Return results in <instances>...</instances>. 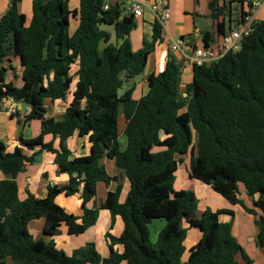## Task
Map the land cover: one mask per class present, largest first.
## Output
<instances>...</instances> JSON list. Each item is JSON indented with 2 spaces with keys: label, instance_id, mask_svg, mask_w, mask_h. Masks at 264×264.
<instances>
[{
  "label": "trees",
  "instance_id": "trees-1",
  "mask_svg": "<svg viewBox=\"0 0 264 264\" xmlns=\"http://www.w3.org/2000/svg\"><path fill=\"white\" fill-rule=\"evenodd\" d=\"M21 2L10 0L0 16V66L14 57L23 68L21 87L6 83L7 69L0 68V114L4 100L24 104L30 108L26 123L40 121L42 131L32 139L20 137L22 147L13 153L0 143V171L6 177L0 181V264H239L238 256L253 264L232 234V224L220 221L223 214L235 213L207 209L198 217L196 194L175 191L174 184L184 156L190 155L189 177L253 215L259 228L257 244L264 249V21L256 20L240 52L210 66H194L193 81L185 87L183 63L170 55L165 70L150 74L147 93L135 100L137 83L132 81L144 74L156 45L163 41L159 22L153 24L152 38L144 39L142 49L134 52L130 35L137 27L136 17L118 0H80L78 10L70 8L71 0H33L29 25L19 12ZM209 8L215 21L231 13L228 6H218V0H210ZM77 18L79 26L71 34V20ZM229 24L217 22L218 34L229 31ZM104 26L115 28L117 45L110 43L112 36ZM201 38L204 47L215 42L209 31ZM126 83L130 90L121 96ZM71 93L73 100L61 119L48 118L45 101H66ZM121 115L126 121L122 132ZM75 134L89 137L88 156L72 158L67 142ZM48 135L60 140V150L45 142ZM23 148L39 150L28 157ZM43 152L56 156L59 173L70 175V182L48 185L42 199L27 192L21 201L18 176ZM105 158L115 163L120 176L109 174L102 164ZM123 178L130 190L120 203ZM100 183L117 186L99 207L88 209ZM238 185L248 197L258 196L253 206L263 216L239 199ZM79 193L81 217L56 203L61 194ZM100 210L110 212L112 223L118 216L124 223L119 238L106 235L107 259L93 243L68 256L53 240H35L29 231L32 222L43 219L48 238L59 235L62 225L70 235H83L96 225ZM156 220H163L164 227L152 242L149 225ZM185 223L202 234L187 261ZM116 246H122L123 253L115 251Z\"/></svg>",
  "mask_w": 264,
  "mask_h": 264
},
{
  "label": "crops",
  "instance_id": "crops-1",
  "mask_svg": "<svg viewBox=\"0 0 264 264\" xmlns=\"http://www.w3.org/2000/svg\"><path fill=\"white\" fill-rule=\"evenodd\" d=\"M118 1L120 3H124L127 10L130 11L131 4L134 2H142L149 6L157 2L158 0H118ZM163 1H165L168 4L171 10V19L168 25L166 26V28H164L162 43L156 45L154 53L150 56L148 60L146 70L143 74L144 78L142 79V82L137 83L136 85V90L133 94V98L135 100H138L147 93L148 76L150 74L158 75L159 73L165 70L170 55L173 54L178 61H181V56L179 54L173 53L171 50L174 40H178L184 37L190 43H193L196 46L200 47L203 45L201 38L202 33L206 31L213 33L215 36V40H219L221 35L218 34L217 22L224 21L228 24L230 23L229 25H232V27H235L238 18L235 19L233 10L237 9L238 11L241 12L242 5L245 4H241L239 2L241 1L246 2V0H218V6L228 5L230 7L231 13H228L226 17H221L219 21H215L210 17L211 14L209 8L210 0H163ZM9 2L10 0L8 1L5 0L4 2L1 3L0 16L7 12ZM79 6H80V0H71L70 8L72 10H78ZM32 8H33V0H22V2L19 4L18 7L19 12L26 16L27 25L30 24L33 17ZM260 12L256 13V20ZM231 16H232V22L230 20ZM202 18L208 20L204 22L205 24L207 22L210 23V25L208 26H203L204 27L203 31L197 28L199 20H202ZM211 19L213 20V22H211ZM136 22H137V27L131 33L130 40L133 47L135 40L137 46L136 50H140L143 47L144 39L150 40L152 38L153 24L155 22V19L152 13L147 8H145L144 15L142 17H136ZM78 26H79L78 18L72 19L70 26V33L73 34L75 30L78 28ZM232 27L230 26V28ZM169 42H171V44H169ZM0 68L7 69V74L5 77L6 83H13L16 87H21L23 85V81L21 78L23 68L21 66V62L19 58L11 57L4 60ZM12 77H14L15 79H12ZM182 81H183V87H185L187 84L193 81L192 67H186L183 69ZM75 88H76V82H74V84L72 85V92L75 90ZM72 100H73L72 93L68 96L66 101L51 102L50 99H47L45 101V105L47 107V117L60 120L62 115L67 110V108L70 106ZM2 108H3V112L0 114V143L5 144L8 153H13L17 147H22L19 142L20 137H23L24 139L28 140L40 135L42 131V124L40 121L35 120L29 123H26L25 121L26 117L30 113L29 107L25 106L24 104L14 103V101L9 99L3 101ZM121 117H123L122 119L125 120L124 116L121 115L119 119V124L120 121L122 120ZM124 122L125 123L122 126V131L126 124V121ZM195 138L197 139L196 135ZM45 142L46 143L53 142L54 148L56 150H60L59 139H54L53 136L48 135L45 137ZM67 146L72 152V158L85 157L90 154L91 143L89 141V137L82 138L78 134H75L72 138L68 140ZM38 150L39 149L32 151L27 148H23L24 154L27 155L28 157L33 156L34 153ZM55 158L56 156L49 152L37 153V155H35L34 158V163L28 165L26 167V170L18 176L17 179L18 196L21 201L27 198V192H30L35 197L42 199L45 198L47 195L48 185L64 186L69 184L71 178L70 175L59 173V168L55 164ZM102 164L106 167V170L109 172L111 176L121 175L120 171L116 168V165L113 161H110L105 158L102 161ZM189 171H190V166H189V170L187 171V174L182 173L181 175L180 178L181 189H185L187 186L192 185V189L194 190V192L197 193V195L200 194L203 197L206 196L210 200H212V198L217 200V197L219 196L221 199L226 201L220 195L217 194L218 195L217 196L216 194H214L212 190H210L212 189L210 186H207L206 184L198 180H192L189 177ZM4 179H6V177L0 171V181ZM121 182L123 183V190L120 197V203H124L127 199L130 190V183L125 178H123ZM116 186H117L116 183H112L109 187L106 186L104 183H100L98 185L97 198L94 203L92 202L88 204L87 206L88 209H93L95 206L99 207L104 202L107 193L109 191H113L116 188ZM80 189H82V186L80 187ZM243 191L245 193L244 188ZM239 199L245 204V206L248 209L253 210V212L257 214V216H263L261 211L253 206V202L258 200V196L248 197L246 193L245 195H242L240 193ZM56 203L61 208H63L65 212H67L68 214L81 217L84 213L82 207V201L80 199V193L70 197L66 196L65 194H61L56 198ZM227 205H226V209L224 210L233 211L235 215L231 216L228 214H224L220 217V221L223 223H231L232 234L238 240L240 245L242 246L243 242L245 241L247 242V245L250 249L252 250L257 249L258 252H256V257L258 258V260H260V262L264 264V249L260 248L257 244V236L259 234V228L255 223V217L251 214H248L240 205H232L229 202L227 203ZM207 209L210 210L212 209L210 202L208 200L206 202L202 201L200 208H198V212L199 214H202ZM241 213L243 214L240 217ZM243 215H245L248 219L245 225L244 223H241L240 220L238 222V219H242ZM184 227L188 228L189 225L185 223ZM44 228H45V221L41 219L32 222L29 226V231L35 240H44L47 242L53 240V242L56 245V248L58 250H62L68 256H71L76 250L83 248L84 246H86V244L93 243L96 247V250L102 257V259H107L110 257V248L108 241L106 239V235L110 233L115 238H119L124 231V223L120 216L116 217L114 223H112V217L110 212L107 210H100L96 225L90 228L83 235H79V236L70 235L67 226L62 225L60 228L59 235L53 238H48L44 235ZM191 232L195 234V238H193L192 240L186 238L184 242L186 251L183 256V261L188 260L191 249L202 238V234L199 231V229H192ZM123 250L124 249L122 246L115 247V251H117L119 254L123 253ZM237 261L239 262V264H244V263L246 264V262L243 260L241 256L237 257ZM8 264H12V262L8 261ZM118 264H128V263L124 261Z\"/></svg>",
  "mask_w": 264,
  "mask_h": 264
},
{
  "label": "built area",
  "instance_id": "built-area-1",
  "mask_svg": "<svg viewBox=\"0 0 264 264\" xmlns=\"http://www.w3.org/2000/svg\"><path fill=\"white\" fill-rule=\"evenodd\" d=\"M145 8L152 13L155 21L159 22L163 28H166L171 19V10L165 1L158 0L149 6L142 2H134L131 4L130 12L135 17H142ZM108 9L109 5L106 4L104 10ZM243 9L245 14H240L236 26L230 28L227 33L221 35L220 39L215 40L214 44L209 47H204L203 45L200 47L195 45L193 47L192 43L182 38L174 40L171 50L181 56L183 67L210 66L219 62L229 53L240 52L242 41L249 37L254 30L256 13L264 10V0L252 1L251 5L248 3V8L246 4L243 5Z\"/></svg>",
  "mask_w": 264,
  "mask_h": 264
},
{
  "label": "rangeland",
  "instance_id": "rangeland-1",
  "mask_svg": "<svg viewBox=\"0 0 264 264\" xmlns=\"http://www.w3.org/2000/svg\"><path fill=\"white\" fill-rule=\"evenodd\" d=\"M5 0H0V5H1V3L2 2H4ZM6 1H8V0H6ZM252 1H254V0H252ZM245 4H246V6H247V8H248V1L246 0V2H245ZM228 6V5H227ZM229 7V6H228ZM230 8V7H229ZM241 10V9H240ZM233 14L235 15V19L236 18H238L239 16H240V14H241V12L240 11H238L237 9H234L233 10ZM257 20H260V21H264V10L263 11H261L260 12V14H259V16H258V18H257ZM138 21V20H137ZM205 21H208L207 19H203L202 18V20H199V23H198V26H197V28L198 29H200V30H202L203 31V29H204V27L203 26H208V25H210V23L209 22H207L206 24L204 23ZM211 22H213V20L211 19ZM74 24V23H73ZM212 24V23H211ZM102 29L104 30V31H106V32H108V33H110L111 34V36H112V38H111V41H110V43L111 44H113V45H117V39H116V32H115V28L113 27V26H111V27H108V26H104V27H102ZM194 32V31H193ZM169 44H171V42H169ZM103 47H104V44L102 43L101 45H100V49H103ZM132 48H133V51L134 52H138L139 50H136L137 49V46H136V42H135V40H134V47H133V45H132ZM173 55V54H172ZM174 56V55H173ZM11 76H13V75H11ZM10 76V77H11ZM144 77H143V75H141L140 77H138L136 80H134V81H132V83H141L142 82V79H143ZM12 79H15L14 77H12ZM14 82H15V80H14ZM132 86V85H131ZM128 90H130V84H128V83H126V85H124V87L120 90V95L121 96H123V94H125ZM123 117H121V119H122ZM125 120H121L120 121V125H119V129H120V131H122V126H123V124L125 123L124 122ZM120 142L122 143V144H125V139H121L120 140ZM190 159H191V157H190V155H187V156H184V158H183V162H182V164L179 166V172H178V174H177V176H176V180H175V184H174V190L175 191H180V190H191V191H193L194 192V190L192 189V185H189V186H187L185 189H181L180 188V186H181V183H180V181H181V175H182V173L183 174H187V171L189 170V166H190ZM238 188H239V193H241L242 195H245V193H244V191H243V188H242V185H238ZM210 190H212V189H210ZM212 192L214 193V194H218V193H216L215 191H213L212 190ZM195 194H196V197H197V199H198V208H200V206H201V203H202V201H204V202H206L207 200L210 202V205H211V211H213V212H216V211H219V210H224V209H226V205H227V201H224L223 199H221L218 195V197H217V200L216 199H214V198H212V200H210L208 197H203V196H201L200 194H198L197 195V193L196 192H194ZM99 197V196H98ZM218 198H219V200H218ZM202 201H201V200ZM221 200V201H220ZM220 202V203H219ZM223 202V203H222ZM227 202V203H226ZM226 204V205H225ZM228 206V205H227ZM242 214L243 213H241L240 214V217L242 216ZM197 215H198V217H200L202 214H199V212H197ZM224 215V214H223ZM245 215H243V217H242V219H238V222H239V220L241 221V223H244V225L246 224V222L248 221V219H247V217L245 216ZM163 227H164V221L163 220H156V221H154L152 224H150L149 225V228H150V233H151V235H150V238H151V241L152 242H156L157 241V238H158V234L160 233V231L163 229ZM188 229V231H187V239H189V240H192L193 238H195V234L194 233H192L191 232V230L192 229H195V228H190V227H188L187 228ZM243 250H245L244 252L250 257V259L253 261V264H263L262 262H260V260H258V258L256 257V252H258V250L257 249H250L249 247H248V245H247V242H243ZM245 264V263H244Z\"/></svg>",
  "mask_w": 264,
  "mask_h": 264
}]
</instances>
